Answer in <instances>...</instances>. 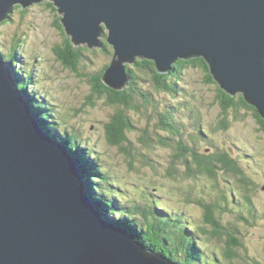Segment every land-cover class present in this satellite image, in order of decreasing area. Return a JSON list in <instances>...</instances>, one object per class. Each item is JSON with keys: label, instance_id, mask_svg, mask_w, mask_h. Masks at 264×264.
<instances>
[{"label": "water", "instance_id": "obj_1", "mask_svg": "<svg viewBox=\"0 0 264 264\" xmlns=\"http://www.w3.org/2000/svg\"><path fill=\"white\" fill-rule=\"evenodd\" d=\"M0 0V22L15 4ZM75 45L113 56L103 83L129 84L126 65L153 61L159 73L203 58L225 92H240L264 119V0H47ZM79 168L31 114L12 65L0 54V264H176L144 248L91 204Z\"/></svg>", "mask_w": 264, "mask_h": 264}, {"label": "trees", "instance_id": "obj_2", "mask_svg": "<svg viewBox=\"0 0 264 264\" xmlns=\"http://www.w3.org/2000/svg\"><path fill=\"white\" fill-rule=\"evenodd\" d=\"M46 5L48 7L53 6L52 9L56 10L52 2L47 1ZM14 8H21L24 12L23 8L26 7L18 4L12 8L11 12ZM11 12L6 19L1 21L3 24L10 18ZM54 22L58 23L60 19H56ZM56 23L55 25H57ZM58 27L62 28L64 36L61 45L55 49L57 58L64 66L77 73L80 77L83 74L77 68L82 46L76 47L71 38L65 33L61 23ZM102 42L103 46L108 44L107 41ZM108 45L110 46V44ZM1 49L2 47L0 46V53L4 61L11 62L13 66L18 88L26 93L31 114L39 121L41 127L49 135L67 148V151L80 170L79 174L82 177L85 192L99 212L104 215H110L112 212L113 214L117 213L115 216L118 218V223L126 229L128 234L131 232L134 238L143 244L144 248L157 252L173 263L234 264L236 250L240 247L242 248L243 242L235 234L234 228L226 227L222 224L221 216L224 214L223 212H230L231 210H226L221 207L220 202H217L219 197L225 204L227 202L217 182V177L219 176L217 169L221 170L223 174L235 177L236 182L240 185V189L236 188V194H233L234 196L230 199L231 202H234L236 198L237 205H240V211L243 208L244 201L247 204H253L254 194H251V192L255 190V186L250 176L240 166L239 159L230 155L227 151L218 152L211 149L210 151L207 150V152L198 151L191 144L186 143L181 129L185 125L183 119L184 112L187 109L182 105L183 103L174 102L176 96L184 89L182 76L192 69H199L202 72L200 83L202 82L206 85L216 84V97L213 102H217L219 114L216 123L210 128V132L227 130L231 122L229 120L230 111L235 121H241L243 119V116L240 114L241 108L251 109L252 114H254L260 124V128L258 129L263 132L264 119L259 116L257 110L251 104L245 101L242 94L236 93L235 95H231L220 88L212 79L208 64L203 58L192 57L177 60L171 65V69L165 73H159L153 61L145 58L137 59L133 64L141 70H146V72L142 71V73L149 74V76L144 75L145 78L141 77L143 83L148 82V86L137 80L135 73H133L131 67L127 64L126 70L131 78L129 84L120 90L111 89L103 83L102 74L104 68L101 69L91 79V87H89L90 90L86 96L85 104H82L80 111H74V114H72V116H79L76 113L84 111V107L96 108L99 102H102L103 105L108 106L113 111L115 114L113 120L107 122L102 132H99L96 139H93V136H87L68 124L71 114L67 116V112H65V114L55 115L56 113L54 114V110L48 106L45 100L42 101L47 106L40 110L39 101H37L34 93H28V90L35 84L32 82V65L23 66L25 71L22 69V63L17 57L20 51L17 50L16 44L11 43L8 52L4 54ZM102 49L103 51H107V47H103ZM19 65L20 67H18ZM160 95L166 98L157 97ZM166 99H169L173 103L168 102ZM51 101L53 102L52 99ZM193 111L195 115L199 112L197 108H194ZM144 113L147 115V118L140 116V114ZM134 117H136L135 120L137 121L138 117L145 118L146 121L138 127L134 123ZM198 121L200 124V119ZM54 124L63 129L61 134L57 133L55 127H53ZM199 127L202 128V126ZM128 133L133 134V138L128 142L130 148L123 145L126 143L125 140L129 135ZM91 135H94L93 132H91ZM192 142L197 145V138L194 137ZM95 144L101 147L104 146L107 149V153L111 151L112 153L115 152L116 155H122V161L124 160L128 164L129 170L136 174H138L142 166L137 163L141 162L137 156L140 151L145 154V157L141 160L145 163H150L154 160L153 154L156 147H165L170 152L168 153L170 164L167 166L164 164V172L167 176H170L168 177L169 180L171 179L175 182V188L184 189L179 182L181 178L179 176L180 173H178L177 164L182 167L184 166L186 172L191 177L194 174L196 176L202 175L207 180L212 181L214 187L218 188L219 195L216 201H208L207 199L205 200V197L197 198L192 196L194 194H188L192 199L196 198L194 202L202 210L201 222L204 225H196L195 222H181L178 216H173L176 218L164 216L165 212L160 210L159 207L162 209L166 208L162 204H159L160 201L158 200H154L150 204L146 201L142 205L141 220L134 222V215H136L134 208L138 207L133 203L127 202V198L123 196L122 191H125L126 185L118 183L110 175L107 168L103 164H100L101 157L99 158V154L103 157L104 162H106V158L100 151L93 149V145ZM135 178L139 186L145 184L143 178L139 176ZM113 182L120 187L111 186L110 184ZM147 185L153 188L157 186L155 183H147ZM184 192L187 194L191 191ZM115 196L120 198L124 203L118 202ZM186 201L191 203V200L187 199ZM178 203L182 204L179 201ZM156 205L159 206L157 207ZM116 209H118V212ZM248 212L249 215L239 214L236 219L247 222L248 216L255 218V211L251 212L249 210ZM199 234L214 236L223 242V257L226 259L222 263H218L215 260L214 254L207 253L208 247L201 241ZM255 264L260 263L255 262Z\"/></svg>", "mask_w": 264, "mask_h": 264}, {"label": "rangeland", "instance_id": "obj_3", "mask_svg": "<svg viewBox=\"0 0 264 264\" xmlns=\"http://www.w3.org/2000/svg\"><path fill=\"white\" fill-rule=\"evenodd\" d=\"M46 2L33 3L23 8L25 11L27 10V12L24 11L25 13L21 8H14L6 23H0L2 53L8 52L11 43L16 44L17 50L24 53L23 55H17L21 60L23 70L25 71L23 66L32 65V82L38 88L40 87L39 89H34L32 85L30 90L37 92V97L42 95L49 104H54L55 115L65 114V112H67V116L71 114L68 119V124L71 127L96 139L99 132H102L104 125L113 120L115 116L113 111L108 106L103 105L102 102H99L96 108L84 107V111L76 113L79 116H72V114H74V111H80L82 104H85L92 77L100 72L101 69H105V66H108L113 56L112 47L106 44L102 48L107 47V51H103L102 48L97 46L89 48L85 44L81 45L82 52L80 60H78L77 70L83 75L79 77L77 73L64 66L57 58L55 49L61 45L64 32L62 28L58 27L60 22L57 23V26L54 21L60 19L62 14L58 13L57 10H53V6L48 7ZM16 5L18 4L14 6ZM106 34L107 30L104 29L99 39L106 41ZM128 64L133 73H135L137 80L148 86V82L143 83V79H141V77L145 78L144 75L149 76L147 73H142V71L146 72V70H141L133 63ZM201 74L202 72L199 69H192L185 73L182 76L184 89L174 99V102L183 103L182 105L187 109L184 112L183 119L185 125L181 129L185 141L198 151L207 152L210 149L218 152L227 151L230 155L238 158L240 166L250 176L255 186V190L251 192V194H254L253 204H247L244 201L243 208L240 211V205H237L236 198L233 203L231 202V197L236 194L235 189H240V185L236 182L235 177L223 174L219 169H217L219 175L217 182L222 195L227 199L226 204L220 200V197L217 199L219 195L218 188L214 187L212 181L207 180L202 175L196 176L194 174L195 176L191 177L186 172L185 167L179 164L176 165L181 178L179 182L184 189L175 188V182L171 179L169 180L168 177L170 176H167L164 172L165 166L170 164V158L168 157L170 152L165 147H156V151L154 150L153 154L154 160L150 163H145L141 160L145 157V154L140 151L137 156L141 162L137 163L142 166L138 174L129 170L128 164L124 160L122 161V155H116L115 152L112 153L111 151L107 153V149L103 145L101 147L95 144L93 149L100 151L106 158V162H104L103 157L99 154V158L101 157L100 164L107 168L110 175L118 183L126 185L125 191H122L123 196L127 198V202L133 203L138 207L134 208L136 212L134 222L141 220L142 205L146 201L150 204L154 200H158L160 201L159 204L166 208L162 209L159 207L160 210L165 212L164 216L171 218L178 216L181 222H195L196 225H204L201 222L202 210L194 202L196 198L192 199L188 194H194L192 196L197 198L205 197V200L207 199L208 201H216L217 199V202L221 203V207L231 210L230 212H223L224 214L221 216L223 226L234 228L235 234L243 242L242 248L240 247L236 250V259L232 260L233 263L255 264V262H259L264 264V132L258 129L260 124L254 114H252L251 109L248 108H241L240 114L243 116L241 121H235L230 111L229 120L231 122L226 131L210 132V128L216 123L219 114V106L217 102H213L216 97V84L206 85L202 82L200 83ZM30 90H28L29 93ZM160 96L157 97L166 98ZM166 100L171 102L169 99ZM194 108H197L200 114L198 112L195 115L193 113ZM140 116L147 118L145 113L140 114ZM136 117H134V123L138 127L145 123V118L138 117L137 121L135 120ZM199 126H202V128ZM53 127L61 134L63 129H60L57 125H53ZM91 132L94 135H91ZM128 134L125 140L126 143L123 145L130 148L128 142L133 138V134ZM172 137L175 138L174 136ZM194 137L197 138V145L192 142ZM138 176L143 178L144 185L141 184L139 186L136 183L135 177ZM147 183H155L157 186L153 188ZM110 185L117 188L120 187L114 182ZM188 190L191 192L186 194L184 191ZM187 199L191 200V203L187 202ZM178 201L186 205L179 204ZM156 206L158 207L159 205ZM249 210L251 212L255 211V218L248 216L247 222L236 219L239 214L249 215ZM170 213H172V216L169 215ZM199 238L208 247H206L207 253L214 254V258L218 263H222L226 259L223 257L224 244L222 241L214 236L203 234H199Z\"/></svg>", "mask_w": 264, "mask_h": 264}, {"label": "clouds", "instance_id": "obj_4", "mask_svg": "<svg viewBox=\"0 0 264 264\" xmlns=\"http://www.w3.org/2000/svg\"><path fill=\"white\" fill-rule=\"evenodd\" d=\"M47 1V0H46ZM50 2V1H49ZM81 45H84V44H81ZM81 45H76V46H81ZM1 54V53H0ZM24 53L23 52H20V54L19 55H23ZM3 57V56H2ZM4 59V58H3ZM20 60V59H19ZM21 61V60H20ZM11 63V62H10ZM12 65V64H11ZM18 67H20V65L18 66ZM12 68H13V66H12ZM23 69V68H22ZM13 73H14V76H15V72H14V70H13ZM32 88V87H31ZM30 88V89H31ZM33 88L34 89H39L38 87H37V85L36 84H34L33 85ZM20 89V88H19ZM23 91V90H22ZM24 92V91H23ZM38 92H39V90H38ZM29 93V92H28ZM30 93H34V96L36 97V99H37V101H39V109L41 110V109H43V108H45L46 106H47V104H48V106H50L52 109H53V105L54 104H49L48 103V101L46 100V98L45 97H43L42 95H41V97L39 96V97H37V92H35V91H31L30 90ZM24 94H26V93H24ZM241 94V93H240ZM42 100H45L46 102H47V104H45ZM54 123V122H53ZM55 125V124H54ZM56 129V128H55ZM57 131V130H56ZM57 133H59L58 131H57ZM116 197V200L118 201V202H123L120 198H118L117 196H115ZM91 201V200H90ZM124 203V202H123ZM233 203V202H232ZM91 204H92V202H91ZM93 205V204H92ZM125 205V204H124ZM123 205V206H124ZM94 206V205H93ZM95 207V206H94ZM97 210V209H96ZM117 210V212H118V209H116ZM103 217H105V216H107V217H112L113 218V220L115 221V222H118V218H117V216H115V214L117 215V213H115V214H113V212H112V214H110V215H104V214H102L101 212H99ZM125 217H126V215H124Z\"/></svg>", "mask_w": 264, "mask_h": 264}, {"label": "bare ground", "instance_id": "obj_5", "mask_svg": "<svg viewBox=\"0 0 264 264\" xmlns=\"http://www.w3.org/2000/svg\"><path fill=\"white\" fill-rule=\"evenodd\" d=\"M123 227V226H122ZM124 228V227H123ZM125 229V228H124ZM126 230V229H125ZM126 233H127V231H126ZM128 234V233H127Z\"/></svg>", "mask_w": 264, "mask_h": 264}, {"label": "flooded vegetation", "instance_id": "obj_6", "mask_svg": "<svg viewBox=\"0 0 264 264\" xmlns=\"http://www.w3.org/2000/svg\"><path fill=\"white\" fill-rule=\"evenodd\" d=\"M56 23V22H55ZM57 24V23H56ZM57 26H58V24H57Z\"/></svg>", "mask_w": 264, "mask_h": 264}]
</instances>
